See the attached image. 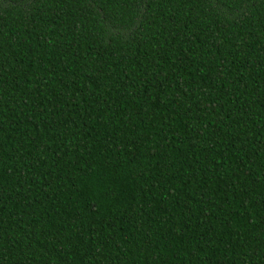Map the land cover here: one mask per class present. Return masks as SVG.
I'll return each instance as SVG.
<instances>
[{"label": "trees", "instance_id": "1", "mask_svg": "<svg viewBox=\"0 0 264 264\" xmlns=\"http://www.w3.org/2000/svg\"><path fill=\"white\" fill-rule=\"evenodd\" d=\"M0 264H264V0H0Z\"/></svg>", "mask_w": 264, "mask_h": 264}]
</instances>
